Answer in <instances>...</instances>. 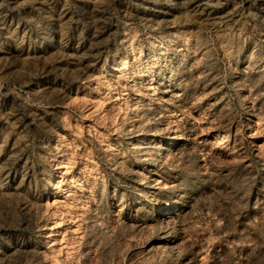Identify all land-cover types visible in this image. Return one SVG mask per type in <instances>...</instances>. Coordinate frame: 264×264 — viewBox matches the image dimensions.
Here are the masks:
<instances>
[{"label": "rangeland", "instance_id": "1", "mask_svg": "<svg viewBox=\"0 0 264 264\" xmlns=\"http://www.w3.org/2000/svg\"><path fill=\"white\" fill-rule=\"evenodd\" d=\"M0 264H264V0H0Z\"/></svg>", "mask_w": 264, "mask_h": 264}]
</instances>
